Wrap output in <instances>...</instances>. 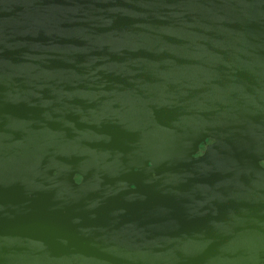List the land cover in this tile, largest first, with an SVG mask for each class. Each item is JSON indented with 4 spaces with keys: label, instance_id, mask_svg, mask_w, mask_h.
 <instances>
[{
    "label": "water",
    "instance_id": "95a60500",
    "mask_svg": "<svg viewBox=\"0 0 264 264\" xmlns=\"http://www.w3.org/2000/svg\"><path fill=\"white\" fill-rule=\"evenodd\" d=\"M0 264H264V0H0Z\"/></svg>",
    "mask_w": 264,
    "mask_h": 264
}]
</instances>
